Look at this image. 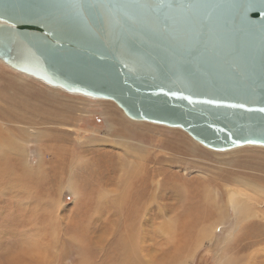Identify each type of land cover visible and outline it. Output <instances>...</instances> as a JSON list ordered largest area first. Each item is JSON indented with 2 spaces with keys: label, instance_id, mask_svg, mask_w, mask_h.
<instances>
[{
  "label": "rangeland",
  "instance_id": "374dc122",
  "mask_svg": "<svg viewBox=\"0 0 264 264\" xmlns=\"http://www.w3.org/2000/svg\"><path fill=\"white\" fill-rule=\"evenodd\" d=\"M3 62L0 140L15 143L0 142V264H264V226L237 227L227 189L253 192L249 180L264 191V146L218 151L181 127L134 120L113 100L68 92ZM130 158L145 178L159 160L161 184L146 195L145 217L135 215L138 205L127 214L135 196L120 204L113 193ZM223 176L238 184L221 183ZM254 196L262 199L252 211L264 214V192ZM154 201L162 208L153 211ZM131 237L141 258L130 249L125 257Z\"/></svg>",
  "mask_w": 264,
  "mask_h": 264
},
{
  "label": "water",
  "instance_id": "95a60500",
  "mask_svg": "<svg viewBox=\"0 0 264 264\" xmlns=\"http://www.w3.org/2000/svg\"><path fill=\"white\" fill-rule=\"evenodd\" d=\"M0 59L213 149L264 145V0H0Z\"/></svg>",
  "mask_w": 264,
  "mask_h": 264
},
{
  "label": "bare ground",
  "instance_id": "6f19581e",
  "mask_svg": "<svg viewBox=\"0 0 264 264\" xmlns=\"http://www.w3.org/2000/svg\"><path fill=\"white\" fill-rule=\"evenodd\" d=\"M4 63V62H3ZM65 90V89H64ZM67 91V90H66ZM124 112V111H123ZM125 113V112H124ZM126 114V113H125ZM129 117V116H128ZM133 119V118H132ZM134 120H136V119H134ZM134 122V121H133ZM136 123H138L137 121H135ZM144 122V121H143ZM141 123V122H140ZM1 125V124H0ZM3 126V125H2ZM10 128V127H9ZM12 130V129H11ZM7 131V130H6ZM36 132H37V130H36ZM9 135H10V133H8ZM36 135L37 133H35V130H32V135ZM5 135V134H4ZM3 135H1V140H0V142L2 143L3 142V140H4V142H5V144L7 145V144H11L12 143V145L14 146V143L15 142H13V141H9V142H7V139H10L11 138V136L10 137H8V138H6V137H2ZM6 136V135H5ZM35 137V136H34ZM195 140V139H194ZM197 141V140H196ZM197 142H199V141H197ZM201 143V142H200ZM245 145H248V144H245ZM254 145H256V144H254ZM241 146H244V145H241ZM262 146H264V145H262ZM237 147H240V146H237ZM237 147H234V148H237ZM234 148H232V150L234 149ZM26 149V148H25ZM21 150V149H20ZM136 150V149H135ZM215 150H217V149H215ZM229 150H231V149H229ZM26 151V150H25ZM24 151V152H25ZM218 151H227V150H218ZM128 152V151H127ZM135 152H137V151H135ZM134 152V153H135ZM135 154H138V152L137 153H135ZM25 155H27L26 153H25ZM43 153H41L40 154V160H43L44 159V157H43ZM133 156V155H132ZM136 156V155H135ZM59 158H60V156H59ZM139 158V157H138ZM158 159H159V157H157ZM51 159H53V158H51ZM158 159H156L155 160V158H154V163L155 164H157L158 162H159V160ZM64 160V159H63ZM123 160V159H122ZM127 160H129V163H127V161L125 162H123L122 163V165H119V169H121L122 168V177H124V179L121 181V184L118 186V188H117V190L115 191V189H113V193L114 192H116L115 194L116 195H119L120 197H122V199L119 201L120 202V204H122V202H123V199H125L124 200V202H126V199L128 198V197H130V196H135L134 198H133V205L131 206V205H126V211H127V214L129 215L131 212H133L132 211V208L133 207H136V205H138L139 207H137V208H135L136 209V211H135V215H136V213L139 215V214H142V216L144 215V217L145 216H147L148 214H149V212L152 210L151 208L149 209V206L150 205H148V204H146V201H148V199H146V195L147 194H150L151 193V191H153L154 193H155V189H157V187L158 188H160V184H161V181L160 180H158V179H156L155 178V175L157 174V172H158V168L157 167H155V164L153 163V167H152V169H151V167L150 168H148V170H147V167H146V172L149 174V176H146V178H145V176H143V174L141 175V173H143L144 172V167L142 166H140L139 165V163L138 162H136V161H134V159L132 158H130V159H127ZM83 161V160H82ZM25 162H27L26 161V159H25ZM65 163V162H64ZM147 163V162H146ZM143 164V163H142ZM152 165V164H151ZM118 169V170H119ZM50 170V169H49ZM160 171V170H159ZM253 174V173H252ZM255 174V173H254ZM255 176H257V175H255ZM258 177V176H257ZM256 177V178H257ZM221 178V177H220ZM223 179H220L219 181H221V183H223L224 182V180H225V182H228V181H230V182H234V181H236V183L235 184H238L237 183V181H238V179H231L229 176H223L222 177ZM235 178V177H234ZM253 178V177H252ZM259 178V177H258ZM260 179V178H259ZM147 181H149V184L148 185H145V182H147ZM218 181V182H219ZM257 181V180H256ZM260 181V180H259ZM262 182H264V180H261ZM248 182H250V184H251V187H245L246 189H249V190H251V191H253V192H250V191H242L241 192V194L239 195V196H237L236 194H237V192L235 191V190H233L232 188H230V187H228L227 189L229 190V192H231V193H233V194H231V198H232V202H234L235 204H236V213H237V227H238V225H239V223H240V225H239V227L241 226V224H243L244 223V221L245 220H248L249 222H252L251 224H250V226H252V225H256V224H260V226L262 227V226H264V214H260V213H258V212H253L252 211V207L253 206H255V205H259V203H261V194H260V198H255V196H254V199L253 200H251L252 199V195L255 193V191H260V192H264L263 190H262V188L260 187V185H258L255 181L253 182V181H249L248 180ZM233 184V183H232ZM263 187V186H262ZM137 188L139 189V190H137ZM264 188V187H263ZM135 190V191H134ZM244 190V189H243ZM255 190V191H254ZM111 192V191H110ZM158 193H159V191H158ZM210 194V193H209ZM116 195H114V196H116ZM154 195V194H153ZM161 195V193L159 194V196ZM242 195V196H241ZM256 195V194H255ZM113 196V197H114ZM246 196V197H245ZM258 195H256V197H257ZM244 197V198H243ZM131 198V197H130ZM116 199H117V197H116ZM153 199H155V197L153 198V196H152V200ZM119 199H117V201H118ZM157 200V199H156ZM208 200H209V202L212 204V201L214 202V198H213V196H210L209 195V197H208ZM246 200V201H245ZM263 200H264V197H263ZM130 201V200H129ZM119 202H116V203H119ZM149 203V202H148ZM155 203V201L153 202V204ZM208 203V202H207ZM209 203V204H210ZM215 203V202H214ZM128 204V203H127ZM155 204H159V206L158 207H156V208H153V211L154 210H157L158 208L160 209V207L162 208V205L158 202V203H155ZM206 204V203H205ZM131 206V207H130ZM154 206V205H153ZM156 206V205H155ZM207 206V205H206ZM215 206H217V205H215ZM120 208V207H119ZM123 208V207H122ZM122 208H121V212H122ZM166 208V207H165ZM210 208V207H209ZM114 209V208H113ZM260 209V208H259ZM263 209H264V205H263ZM213 211V210H212ZM216 211H218V210H216L215 209V212ZM210 212V213H209ZM261 212V211H260ZM264 212V211H263ZM211 214H212V212L209 210L207 213H206V216H205V218H204V221L207 219L208 220V216L210 215L211 216ZM123 215V214H122ZM254 217H257V218H259V220L258 219H253ZM121 218H122V216H121ZM139 218V217H138ZM141 219V218H140ZM260 221V222H258V221ZM141 220H139V222H140ZM248 221H247V223H248ZM196 222V221H195ZM195 222H194V220H192L191 221V223L192 224H195ZM246 223V222H245ZM213 224V223H212ZM135 225V224H134ZM247 225V224H246ZM249 225H248V228H251ZM138 227V226H137ZM242 227V226H241ZM244 227V226H243ZM243 227L241 228V229H243ZM247 227V226H246ZM131 228H133V227H131ZM131 228H129V229H131ZM140 228V227H139ZM245 228V227H244ZM248 228H245V229H248ZM135 230V229H134ZM136 231H137V229H136ZM136 231H134V232H136ZM138 231H139V229H138ZM243 231H245L244 229H243ZM134 232H130L131 234H130V236H133V233ZM140 232V231H139ZM261 232L262 233H264V229L262 228L261 229ZM138 233V232H137ZM138 235H139V233H138ZM127 236V235H126ZM128 236H129V233H128ZM129 236V237H130ZM129 237H126V238H128L129 239ZM135 239L136 238H133V237H131V241H133V242H131L130 240V242H128V245H127V247H126V250H125V257H127V256H130L129 255V249L131 250V255L135 258V259H137V258H141L140 257V254H141V251H140V249L138 248V247H132L131 248V244L132 243H134V241H135ZM140 251V252H139ZM176 251V250H175ZM140 253V254H139ZM176 253L174 252V255H175ZM158 257V256H157ZM171 259H174L175 258V256H172V257H170ZM126 264H130V263H128V262H126Z\"/></svg>",
  "mask_w": 264,
  "mask_h": 264
},
{
  "label": "snow or ice",
  "instance_id": "6c2138e0",
  "mask_svg": "<svg viewBox=\"0 0 264 264\" xmlns=\"http://www.w3.org/2000/svg\"><path fill=\"white\" fill-rule=\"evenodd\" d=\"M240 107H243V105H240ZM262 110H264V109H262Z\"/></svg>",
  "mask_w": 264,
  "mask_h": 264
}]
</instances>
